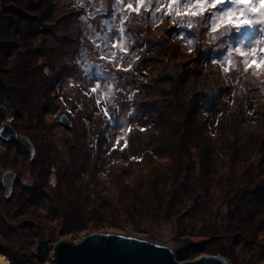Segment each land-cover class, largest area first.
<instances>
[{"label": "trees", "instance_id": "1", "mask_svg": "<svg viewBox=\"0 0 264 264\" xmlns=\"http://www.w3.org/2000/svg\"><path fill=\"white\" fill-rule=\"evenodd\" d=\"M58 1H0V72L2 73L0 76V95L3 94L13 107L12 118L15 121L11 118V123H7V125H10L17 135L26 136L34 147V155L32 159H29L25 149L15 139L7 142L9 148H15L12 152L15 166H11L8 169L17 174L13 183L12 193L9 198H5L3 195L6 203L0 208V212H2L0 214V236L4 237L3 235L7 234L10 239H13L12 237L14 236L12 241L14 245L12 247H9L10 245H0V254L5 255L9 259V264H34L36 262L39 263L40 259H42V256L35 254L30 256L24 254L25 251L23 250V245H21V234H19L21 232L26 233V231H22V228H26L24 225L27 224V227L30 228H39V224L35 223L38 218H42L46 222L56 220L62 226L63 233L68 231L69 234H72L87 229V223H91V220L90 222L87 221L85 215H79L78 211L72 210L73 207L69 203L70 198H67L66 194L70 190L76 193L75 189L79 188L77 176L79 175L81 163L79 161L78 164L75 163L77 160L72 158L75 161L72 160L75 167L72 165L71 167L73 169L76 168L77 175L75 172H71L73 169L69 170L66 167H61L62 164L59 165L54 161L50 162L51 157L57 152L55 146L53 149L50 147L52 140L50 130L52 129V133H54V128H49L46 131L36 129L39 122L38 116L42 113L48 114L51 105H53L54 96L52 94L54 89L63 80L71 77L76 72L74 65H68V60L63 58L62 53L70 50L74 52L78 48L80 25L78 20H73V16L80 11L72 10L70 6H64V11L57 12L59 9ZM80 8L83 9L84 6L81 4ZM69 17L71 19L67 25H63L61 18ZM72 22L77 26V32L76 30L73 32V28L71 29L68 26ZM201 23L202 21H199V24ZM169 33L170 29L165 30L162 32L161 40L154 38L153 43L156 45H167L166 39H175ZM133 37L136 38L138 36L133 35ZM226 37L223 39H226ZM239 37H243V33L233 32L230 36L235 42L239 41ZM231 39L227 41H231ZM146 41L148 40L146 39ZM195 41L200 42V45H197L195 49V53L189 58L185 57L180 62L184 65V62L189 59L188 61L194 65L193 68L190 67L187 72L180 68L172 69L176 74L173 77L174 79L169 75L171 71H168L167 64L163 59L166 54H171L165 47L156 52V57H153L154 54L151 53L149 59L143 61V63H148L152 60L153 65L149 68V72L144 74L145 78L140 80L138 94L143 92L144 89L146 90V88L148 91L157 89L156 100L158 101L149 106L146 102L141 105H138L137 102L133 103L132 112H143L146 116L145 131H139V138L141 139L144 136L145 139L143 144L147 151L145 160L152 164L150 157L153 156V152L156 151L159 156L164 154L161 152L163 151V146H159L156 149L152 146L163 143V134H167H160L162 130L171 128L180 130L174 131V133H167L170 134V139L172 137L178 139L176 143L181 145V148H179L177 154H175V149H172L170 154L165 152L169 160L164 163L165 168L161 179L167 177L163 181L165 184L166 181L170 180V183L165 186L168 189L165 192L161 189L157 191L158 183H154L152 186L151 183H148L150 188L145 197L139 196L138 189H136L130 200L133 199L137 207L142 202H147L148 197H151L149 201H153L154 198L159 206L161 203H165L166 207L163 210H159L160 215L146 213L143 215L145 219H143L142 223L150 222L151 219V221H154L153 225L155 226H158V223L168 224L169 226L163 225L162 227H169L171 235L175 238L196 235L201 239L200 245L203 248L191 247L195 252L193 254H220L226 257L231 264H264V241H258V237L264 236V177L261 179L259 177V174L264 171V139L262 138L260 139L262 141H260L250 134L243 141V137L249 132H244V129L249 127L246 124L248 125L250 120H258V128H260L259 119L262 117L261 123L262 128H264V112L260 111L259 114L256 112L258 111L255 105L258 92L255 97H253L254 94H251L252 98H249L252 88L249 87L250 85L245 79L240 81L242 78L237 76L239 78L236 81L234 79V82H238V84L228 87L226 77H221V75L219 77L218 75L222 73L216 67L219 66L218 63L214 64L213 70L209 69L210 64H213L211 61L217 60L219 55L225 52L224 48L226 49L227 46H218L219 41H212L209 46L208 42L201 41V38ZM146 45L148 46L149 43H146ZM27 50H29V53ZM56 54H59L60 57H56ZM61 61L67 64L64 65ZM156 61L159 65H154ZM21 62L23 66L18 65ZM43 65L48 66L47 72L42 71ZM27 68L35 70V74L33 76L30 75L29 72L24 70ZM52 70H56L53 75ZM26 73L31 76L32 86L25 81V79H28ZM152 73L155 74L156 78L152 79ZM201 75H203V79L199 81L200 78L198 79V77ZM222 76L224 75L222 74ZM164 81H169L174 97L171 108L167 106L166 102H163V99L168 100L170 93L166 91V88H169V84L164 83ZM24 82L26 83L24 84ZM150 82L152 86H150ZM28 88L32 90L29 93L32 100H29V102L23 98V94ZM35 92L44 96L40 102L41 104L39 103L41 106L39 108L37 106L34 107L36 109L35 116L31 112L26 118L25 113L30 112V103H33V101L37 102ZM158 97L160 98L159 100ZM245 99L247 102L249 99H253L254 109L249 108L252 112L245 110L244 105L241 107ZM237 103L238 107L235 110ZM27 104H29V107ZM151 106L152 108H149ZM154 107H157V112L153 109ZM261 107L260 110L264 111V102ZM254 113L255 115L258 114V116H255ZM54 123L57 126L60 125L58 120H55ZM211 123H213L212 126L210 125ZM233 123H235V127L230 131ZM100 125H102V122ZM63 126V131H66ZM84 126L86 127L85 123ZM86 129L88 128L86 127ZM149 129L152 131L151 134ZM186 129L191 135L185 133ZM154 130L160 135L157 136ZM54 134L59 135L58 130ZM66 138L67 140L64 143L67 144V148L69 143H72V145H69L71 154L84 151L86 156L90 157L94 153L98 155L100 152L102 138H96L98 146H93L91 150L86 149L84 140L82 141L79 135L75 136V134H72L68 136L67 132ZM222 149L230 151L229 159L232 164L242 155L248 152L252 153L253 161L244 168L242 176H245V179L241 183L242 187L239 188L241 190L238 191L241 197L236 203L234 202L232 191L224 192L222 201L217 203L219 193L223 189L221 180H218V184L213 179L208 180L213 174L216 175L222 162L223 164L227 162L221 159ZM139 158L142 159L143 155ZM0 159H2V156H0ZM65 162L67 161L65 160ZM43 163H48V165L45 168L39 166V164L43 165ZM18 164H20L19 168L17 167ZM257 164H260V166ZM38 167H40L39 170ZM51 167L55 168V174L63 173L66 183L65 186L60 185L59 179L61 178L56 175L54 186H50L52 193L47 191L44 198L41 196V192L44 191L41 183L45 184L46 188L49 189L47 176ZM82 168L81 174L87 172L88 169L85 165ZM23 173L28 176L26 177L28 181H19L20 175ZM254 173L256 177H259L258 179H254ZM30 177L32 181L29 180ZM91 179L96 180V177L92 176ZM86 181L84 178L83 182L85 183ZM57 185L60 187L55 188ZM115 185L120 186L118 180ZM2 193L3 187L0 178L1 198ZM37 193H40V195H37ZM167 193L169 198L166 197ZM254 194L259 196V198L257 196V200L252 199ZM213 195L216 196L212 198ZM118 197L121 196L119 195ZM183 209L186 213H184L185 217L181 218L179 213ZM40 210L45 213L40 215L38 213ZM131 211H135L134 208ZM125 213L118 216L116 214L112 219L122 218L129 214V212ZM10 214L14 215L15 218L24 216L28 221H22L18 227L14 226L11 229L5 222V217H10ZM34 216L37 219L32 218ZM49 217H53V219L50 220ZM72 218L74 219V224H71ZM193 221L194 223L200 221V230H196L193 227L194 224H191ZM28 223H31V225ZM149 224L135 231L132 230L128 234L136 235L137 237L145 235L153 228V226L149 227ZM5 228H9L8 230L10 231L6 233ZM48 231L50 230L48 229ZM128 231L130 230H125L123 233ZM4 238L6 239V237ZM228 238L229 240H226ZM223 240L226 241L223 242ZM186 248L179 249L176 252L178 258L186 257V254L192 250ZM229 249L233 252L230 253ZM255 252L258 253L257 256H255ZM21 258H25L26 261L21 260Z\"/></svg>", "mask_w": 264, "mask_h": 264}, {"label": "rangeland", "instance_id": "2", "mask_svg": "<svg viewBox=\"0 0 264 264\" xmlns=\"http://www.w3.org/2000/svg\"><path fill=\"white\" fill-rule=\"evenodd\" d=\"M59 0L58 2V11H64V6H70L72 10H79L76 15L73 16V20H78L79 22V39H78V48L72 52L66 51L62 53V56L65 60H68V65L72 64L75 67V73L71 76L74 77V79L66 78L63 80L53 91L52 96H54L53 99V105H51L50 111L48 114H40L38 116L39 122L37 123L36 129L37 130H43L46 131L49 128H54V131L59 132L58 134L52 133V129L50 130L51 135V142L50 147L53 149L57 148V152L51 157L50 162L54 161L57 162L61 167H66L69 170L73 169L75 167L73 165V159L77 160L75 163H81V166L89 170L87 172H83L82 174L80 171L83 169L80 166L79 175L73 169L71 172H75L77 174V181L79 184V188L75 189V192L73 190L67 191V198H70V204L73 207V211H78L79 215H85L87 221L91 223H87V229L82 230L80 232H75L72 234H69L68 231L62 232V226L56 221L52 222H46L42 218H38V220H35V223L39 224V228H30L27 227V224L24 225L26 228H22V231H26V233H19L21 234L23 250L25 251L24 254L26 256H30L35 254V249L40 243H45L44 251L42 253V259H40L39 263L36 262L34 264H52L54 261V253H55V247L59 243L63 242H70V243H77L84 237L92 234V233H100L102 235L106 234H118L121 236H131V237H137L136 235H130L129 232L135 231L138 228L146 227L149 223V227H152L151 231H148L145 235H139L140 237H137L138 239L157 243L161 245L167 246L173 253L174 259L178 263L183 262H191L196 260L199 257L202 256H218L224 258L228 264H231L230 261L220 255H213L208 253H200V254H193L195 253L192 248H198L202 249L203 246L200 245L201 239L197 237L196 235L191 237H177L171 235L169 227H162L164 224L158 223V226L153 225L154 221L150 222L146 221L145 224L142 223L143 219H145L146 213L149 214H158L160 215L159 210H163L166 205L165 203H161L160 206L158 205L157 201H149L151 197H148L147 202H142L140 206H136L134 203V200H130L132 194L136 192V189H138V195L141 197H145V194L148 192V183H151V186L154 183H158V186L156 187V190L159 191L160 189L165 192L168 188H165L170 183L169 181H166V184L163 182L167 177H164L161 179V176L164 171V163L169 160V158L166 156V153L171 152L172 149H175V154L179 152V148H181V145H177L176 141L177 138H171L170 134L167 132L174 133V131H180L175 130L171 127V129L162 130L160 134L165 133L167 135L163 134V143H159L158 145H152L153 148H157L159 146H163V152L164 154L159 156V153L156 151L152 153V157H150V161H152V164L145 160V155L147 153L146 149L144 148V136L143 138H139V131L140 129H145L147 121L146 116L142 112L138 113L136 111L132 112L133 109V103L135 104L137 102L138 105H141L142 103L146 102V104L149 106L152 103L158 102L156 99L157 97V89H152L151 91H148L144 89L143 92L139 93L140 88V80H142L144 77V74L146 72H149V68L152 67L153 61L150 60L148 63H143L144 60H148L151 56L150 54L153 53L156 57V52L160 50L161 48L165 47L166 50L171 52V54H166L164 59V62H166L168 71H171L169 75L173 78L176 74V69L180 68L182 70H185L184 72L189 71L190 67L193 68L192 62L186 60L183 63H180L184 60V58H189L192 56V54L195 53V49L197 48V45H200V42H197L195 40H198L201 38V41L208 42V45H211L210 40V34H208L204 27L199 26V18H196L194 20V25H196L193 29H187V28H177L175 24H171L168 22L167 17H163V23H159L157 27H153V20L151 16V12H144L143 9H141V14L137 15L136 13L128 14L127 12L124 13V15L128 16V18L124 22L126 35L129 36L128 44L131 49H134V56L133 60L134 63H132V70L129 72H122L117 71L115 67L112 66L110 63H106L103 61H100L98 59L99 52L95 48V44L101 43V40L99 37L103 36L105 32H109V29L111 28V32H109V35H119V28L121 27L120 23V17L121 13L116 10L115 0H102V2H97L95 0ZM124 3L130 2V0H123ZM134 2V0H132ZM161 2H165V0H161ZM86 5L83 9L80 8V5ZM153 4H155V0H153ZM6 7V6H5ZM106 9V11L97 12V9ZM112 13H115L117 16V19H112ZM80 15H83L85 17L84 20H81L79 17ZM156 16L159 17L160 13H156ZM71 18H61V21L63 25H67L68 21ZM187 22V18H185V23ZM201 22V21H200ZM71 25H68L74 32L76 30L77 26L75 23H70ZM259 27L260 25L256 26L255 35H259ZM70 29V30H71ZM169 35L174 37L175 39L170 40L169 38L166 39L167 45H156L153 43V39H160L162 32L165 30H169ZM69 30V31H70ZM192 30V31H191ZM77 32V30H76ZM75 32V33H76ZM183 32L184 36H180L179 33ZM138 36V37H133ZM148 36V37H147ZM231 34H229L226 39L224 40V45L227 46L225 52L219 55L217 60H223V58L228 54V45L235 46L238 42L233 41L230 38ZM229 37V38H228ZM187 39H193V44L188 45L186 43ZM228 38V39H227ZM146 39L148 41H146ZM231 41H227L230 40ZM245 39V37H239V40ZM107 43L111 44V40H108ZM146 43H149L147 46ZM245 43H247V40H245ZM167 46V47H166ZM189 47H191L192 51L191 53H188L187 50ZM83 50V55H77L78 53ZM185 50V51H182ZM29 53V50H27ZM74 56V57H73ZM135 56H139V60H135ZM56 57H60L59 54H56ZM80 59L81 64H101L103 68L105 69L106 74L112 75L116 77V81L114 84V90L113 94L110 97H107L106 99L101 98V105L98 107L96 104V99L99 97L95 96L94 94L92 96L84 95V92H86L89 88L93 87L94 85L90 83L89 76L84 73L83 68L80 65L76 64V60ZM231 60L234 62L233 65L226 64L225 66H228L230 68L229 72L225 73L222 72L219 75L221 77H226V81L228 84V87L234 84H238L234 82L239 78L237 76H240L243 79L248 82L250 85L249 87L252 88L250 92L251 94H254L253 97H255V94L258 92V97L256 98V107L258 108L256 111L258 114L260 111L264 112L263 110H260L262 108V103L264 102V86H262V82H264V71L261 69L264 68V66L260 65L258 62L256 63L257 68V74H253L251 68L247 72L243 70V65L239 63L241 60L240 57H238L235 53L231 54ZM188 61V62H187ZM62 64L66 65L67 63L64 61H61ZM19 66H23L22 62L18 64ZM154 65H159L156 62H154ZM219 66H216L218 69L221 70V66L218 63ZM148 66V67H147ZM162 66V64H161ZM214 64H210L209 69H214ZM42 71L47 72L48 66L43 65ZM124 67H127V63H124ZM174 69V70H172ZM239 69V70H237ZM25 71L29 72L30 75L35 74V70L27 68L24 69ZM52 75L56 73V70H52ZM94 72V69H93ZM152 72V71H151ZM150 72V74H151ZM222 74L224 76H222ZM2 73L0 72V76ZM25 75V74H22ZM28 79H25L27 84H31V76H29L26 73ZM204 75V74H203ZM201 75L198 77L199 81L202 78ZM152 79L156 78L155 74L152 73ZM236 76V77H235ZM168 77V76H167ZM235 77V78H234ZM93 79H96V77L93 76ZM174 79V78H173ZM24 82V84L26 83ZM164 83L169 84V88H166L167 92H170L168 95V100L163 99V102L167 103V106L171 108V104L173 103V94L170 89V83L169 81H164ZM33 84V82H32ZM32 84L30 86H32ZM150 86H152V83L150 82ZM172 86V85H171ZM107 85L101 84V90H106ZM119 89V90H116ZM255 89V91H254ZM169 90V91H168ZM32 90H25V93L23 94V98H25V101L31 99V95L29 94ZM254 91V93H252ZM135 93V95H133ZM37 102L33 101V103H30V112L25 113L26 118L28 117V114L32 112V115L35 116L36 109L34 108L37 106H41L40 102L43 100V95H39L38 92L34 93ZM172 94V95H171ZM30 96V99H29ZM129 96H132V99H128ZM28 98V99H27ZM160 98L158 97V100ZM40 103V104H39ZM29 107V104H27ZM244 105V109L248 112H252L249 110V108L254 109V102L253 99L247 100L245 99L244 102H242L241 107ZM240 106V105H239ZM238 107V103L235 107ZM12 105L9 104L8 99L2 94L0 95V129L3 126H6L7 123H11L12 118ZM37 108V109H38ZM102 108H107L111 119L108 117H105L102 111ZM149 108H152L149 107ZM157 107H154L155 112ZM152 109V110H153ZM151 110V111H152ZM46 112V111H45ZM132 113L131 116L128 115V113ZM47 113V112H46ZM258 114L254 115L258 116ZM61 115H65L70 122V126H63L60 124L59 126L55 125V120H59V117ZM264 115V114H263ZM261 116V115H259ZM264 117V116H263ZM13 120V118H12ZM27 120V119H25ZM15 121V120H13ZM12 121V122H13ZM18 121V120H17ZM16 121V122H17ZM123 121V123H122ZM258 120H250V123L246 126L244 129L245 131H249L244 137L243 141L246 140L247 136L252 134L253 137L260 139H264V128H262V117L259 119V125L260 128H258ZM102 122V125H100ZM82 123V124H81ZM84 123L86 124V127L84 126ZM211 126L213 123L210 124ZM241 125V124H239ZM10 126V125H9ZM62 126L66 131H63ZM81 127V129H80ZM235 127V123L231 125V130H233ZM128 128H131L132 131L128 132ZM177 128V127H176ZM123 129V131H121ZM81 130V131H80ZM171 130V131H170ZM68 132V136H71L72 134H75V136L79 135V138L83 141L86 149L91 150L93 146L97 145L98 142L96 138H102L101 146H100V152L94 153L92 156L87 157L85 152H77V153H70L69 145H72V143H69L68 148L67 144L64 143V141L67 140L66 135ZM151 129H149V133L151 134ZM154 132L157 134V131L154 130ZM185 133L188 135H191L189 131L186 129ZM159 133L157 134L160 135ZM183 134V133H182ZM49 135V137H50ZM172 135V134H171ZM185 135V134H183ZM102 136V137H101ZM119 138V140H118ZM118 141V143H117ZM262 141V140H260ZM125 142H127V146L123 147L125 145ZM256 142V140H255ZM117 144L116 148H113V144ZM245 144V142H244ZM15 148H9L7 145V142L0 139V156H2V159H0V178L3 172L8 171L9 167L15 166L13 163V157L14 154H12L13 150ZM122 149V150H121ZM6 153V154H2ZM59 153V154H58ZM143 155V158L140 159L139 157ZM221 159L223 161H227L223 164V162L220 165V168H218V171L216 175H212L211 178H208V180H212L218 184V180H221L222 183V191L219 193V198L217 199V203L221 202L224 197V192L226 191H232L234 202L239 200L241 197L239 189L242 187L241 183L244 181L245 176L243 175L244 168L253 161L252 153L248 152L244 155H242L240 158L237 159L235 163H230V151L227 149L221 150ZM16 157V156H15ZM139 159H135V158ZM69 158V159H68ZM73 158V159H72ZM41 159V158H40ZM148 159V158H147ZM65 160L67 162H65ZM73 160V161H72ZM79 161V162H78ZM142 163H141V162ZM5 162V163H3ZM40 162V161H39ZM45 162V161H44ZM48 165V163H43V168H45ZM256 165V164H255ZM260 166V164H257ZM262 165V164H261ZM79 166V165H78ZM17 167H20V164L17 165ZM262 167V166H261ZM40 167H38L39 170ZM79 168V167H78ZM30 169V168H29ZM57 169V168H56ZM231 169V170H228ZM254 170V169H252ZM38 172V171H37ZM57 173V172H56ZM17 175V174H16ZM26 173H23L20 175L19 181L22 180L28 181V177ZM56 175L55 174V168L51 167L49 169V173L47 176V183L49 185V189L46 188L45 184H42V187L44 188V191L41 192V196L45 198L47 191L51 192L50 186L53 187L56 181ZM59 183L62 186H65L66 180L63 177V173H58ZM96 177V180H92L91 177ZM17 177V176H16ZM254 179H260L264 177V171L259 174V177L255 176V173L253 175ZM45 178V177H44ZM82 178V179H81ZM84 178L87 180L85 183L83 182ZM35 180H38L37 178H34ZM31 180V177L30 179ZM117 180L120 183V186L115 185L117 184ZM32 181V180H31ZM212 181V182H213ZM235 183L233 184V182ZM45 182V181H44ZM211 182V181H210ZM155 186V185H154ZM60 186L57 185L55 188H59ZM130 187V189H128ZM221 187V186H220ZM101 188V190H100ZM128 193H126V192ZM243 191V190H242ZM218 192V191H217ZM216 192V194H217ZM159 193V192H158ZM36 195V194H32ZM37 195H40V193ZM121 197H118V196ZM159 195V194H158ZM244 195V194H243ZM216 195H213L212 198H214ZM254 196V197H253ZM252 197L253 200H257V194H254ZM167 198H169V194L166 195ZM121 198V199H120ZM129 198V199H128ZM259 198V196H258ZM130 200V201H129ZM74 202H76L74 204ZM5 199L0 196V208L2 205H4ZM239 203V202H238ZM137 207V208H136ZM134 208L135 211H131V209ZM125 212H129L128 215L113 220L112 217L117 214H126ZM2 212H0L1 214ZM40 215H43L45 212L40 210L38 212ZM52 213V212H51ZM185 210L183 209L179 214L181 215V218L185 217L184 215ZM38 214V215H39ZM5 217V215H3ZM3 217V218H4ZM14 215L10 214V217H5V222L8 224V227H18L22 221H28L26 220L24 216L14 217ZM34 219H37L32 217ZM50 220L53 219V217H49ZM63 220V219H62ZM162 222V221H161ZM31 225V223H28ZM71 224H74V219L72 218ZM194 224L193 227L196 228V230H200L199 227H201L200 221L191 223ZM166 226H169L168 224ZM49 227V228H46ZM173 227V226H170ZM175 228V226H174ZM6 233H8L10 230L9 228H5ZM12 229V228H11ZM48 229L50 231H48ZM53 230V232H52ZM125 230H130L127 233H123ZM121 231V232H120ZM179 232V230H178ZM153 233V234H152ZM154 235V236H152ZM6 237V240L4 237L0 236V245L6 246L10 245L9 247H12L14 244L12 243L13 239H10V237L7 234L3 235ZM156 240H154V239ZM163 241H162V240ZM226 240H229L226 239ZM226 240H223L225 242ZM258 241H264V236L258 237ZM263 243V242H261ZM234 246V245H232ZM15 247V246H14ZM188 247V248H186ZM192 247V248H191ZM182 248L186 249H192L190 253H187L186 257L184 258H178L176 255V252L181 250ZM229 252H233L230 251ZM258 253L255 252V256H257ZM2 255V254H0ZM192 255V256H191ZM5 256V255H3ZM249 257V255H248ZM262 258V257H260ZM9 264V259L6 257ZM21 260H25V258H21ZM38 261V260H37Z\"/></svg>", "mask_w": 264, "mask_h": 264}, {"label": "snow or ice", "instance_id": "3", "mask_svg": "<svg viewBox=\"0 0 264 264\" xmlns=\"http://www.w3.org/2000/svg\"><path fill=\"white\" fill-rule=\"evenodd\" d=\"M97 2H102V0H97ZM114 7L121 13L119 35H109L110 28L109 32H105L103 36L99 37L101 43L94 46L99 52L98 59L112 64L117 71L129 72L132 70V63H134V49L130 50L129 36L126 35L124 26L128 16L124 13L140 15L141 9L144 12H151L153 27L163 23L162 18L167 17L168 22L175 24L177 28L193 29L196 26L194 20L199 18V21H202L199 26L204 27L210 34L211 41H219L218 46L220 47L224 45L222 38L233 32L243 33V36L247 38V43H245V39H241L235 46L228 45V54L222 61L215 59L211 61L213 64L219 63L222 72H229L230 68L225 66L226 64L234 66V62L231 60L232 53L241 58L239 63L243 65L245 72L251 68L252 73L257 74L254 61L264 66V0H165L163 3L161 0H155V4H153V0H134V2L130 0L128 3H124L123 0H115ZM96 11L101 12L106 9L101 8ZM156 13H160V16L157 17ZM79 18L85 19L83 15H80ZM185 18H187L186 23ZM112 19H117L115 13H112ZM257 25H260L259 35H255ZM179 35L184 36V33L180 32ZM108 40H111V44L107 43ZM186 43L192 45L193 39L186 38ZM187 50L192 51L191 47ZM77 55H83V50ZM135 60H139V56H135ZM124 63H127V67H124ZM76 64L83 68L84 73L89 76L90 83L94 85L84 92V95L92 96L94 94L99 97L96 99V104L99 107L101 98L106 99L113 94L116 77L106 74L101 64H81L80 59L76 60ZM261 70L264 71V68ZM93 76L96 79H93ZM70 78L74 79V77ZM101 84L107 85L106 90H101ZM262 86H264V82H262ZM128 99H132V96H129ZM102 111L105 117L111 119L107 108H102ZM128 115L131 116L132 113L130 112ZM131 131L132 129L128 128V132ZM140 131H145V129H140ZM126 146L127 142L123 147ZM112 147L116 148L117 144L114 143ZM0 260H3L2 256H0Z\"/></svg>", "mask_w": 264, "mask_h": 264}, {"label": "water", "instance_id": "4", "mask_svg": "<svg viewBox=\"0 0 264 264\" xmlns=\"http://www.w3.org/2000/svg\"><path fill=\"white\" fill-rule=\"evenodd\" d=\"M1 1V0H0ZM59 123L69 127L65 115L59 117ZM0 139L9 142L15 139L32 159L34 147L24 135H17L11 126L0 129ZM16 173L8 170L1 175V184L5 197L12 193ZM45 243L35 249V255L41 256ZM52 264H228L218 256H202L191 262L178 263L172 251L165 245L147 242L138 238L118 234L92 233L77 243L61 242L55 247Z\"/></svg>", "mask_w": 264, "mask_h": 264}, {"label": "bare ground", "instance_id": "5", "mask_svg": "<svg viewBox=\"0 0 264 264\" xmlns=\"http://www.w3.org/2000/svg\"><path fill=\"white\" fill-rule=\"evenodd\" d=\"M3 195H4V190H3ZM4 197H5V195H4ZM9 197H10V196H9ZM9 197H5V198H9ZM128 237H129V236H128ZM130 237H131V236H130ZM133 238H137V237H133ZM0 256L3 257V260H0V264H7L8 261H7V259H6V256H3V254L0 255Z\"/></svg>", "mask_w": 264, "mask_h": 264}]
</instances>
